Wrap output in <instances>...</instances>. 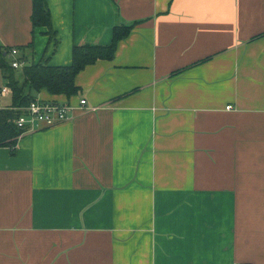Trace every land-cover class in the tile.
Returning <instances> with one entry per match:
<instances>
[{"label": "crops", "instance_id": "obj_1", "mask_svg": "<svg viewBox=\"0 0 264 264\" xmlns=\"http://www.w3.org/2000/svg\"><path fill=\"white\" fill-rule=\"evenodd\" d=\"M47 5L51 36L33 0H0V50L24 66L133 28L77 95L37 94L73 120L0 148V264H264V0Z\"/></svg>", "mask_w": 264, "mask_h": 264}, {"label": "trees", "instance_id": "obj_2", "mask_svg": "<svg viewBox=\"0 0 264 264\" xmlns=\"http://www.w3.org/2000/svg\"><path fill=\"white\" fill-rule=\"evenodd\" d=\"M33 2L34 28H47L46 34L53 35L47 0H33ZM132 28V25L116 26L113 43L110 46L79 45L74 47L73 63L65 67L51 66L48 60L44 59L38 63L31 62L21 70L15 69L7 59L10 50H0V69L12 91L10 106L0 109V148L15 147L19 136L23 133L17 127L16 120L23 114L22 109L37 99L38 93L47 90L51 95H66L67 97L77 95L80 88L76 85V76L85 67L99 60H112L118 43L130 35ZM29 48L33 46L30 45ZM17 70L22 72L21 78L17 77Z\"/></svg>", "mask_w": 264, "mask_h": 264}, {"label": "built area", "instance_id": "obj_3", "mask_svg": "<svg viewBox=\"0 0 264 264\" xmlns=\"http://www.w3.org/2000/svg\"><path fill=\"white\" fill-rule=\"evenodd\" d=\"M12 57V66L15 69L22 68L25 64L23 59L19 58V50L12 49L9 53ZM9 93V89L4 88L0 92V96H5ZM231 110V107H227ZM23 114L16 120V125L19 129L25 132L33 131L41 127H55L62 123L71 121L74 119L75 111L77 107L70 103L60 102H45L39 99L31 102L28 107L22 109ZM79 110H87V101L80 100ZM240 264V263H235Z\"/></svg>", "mask_w": 264, "mask_h": 264}, {"label": "rangeland", "instance_id": "obj_4", "mask_svg": "<svg viewBox=\"0 0 264 264\" xmlns=\"http://www.w3.org/2000/svg\"><path fill=\"white\" fill-rule=\"evenodd\" d=\"M1 97V96H0Z\"/></svg>", "mask_w": 264, "mask_h": 264}]
</instances>
